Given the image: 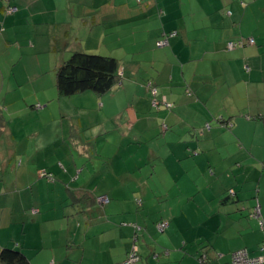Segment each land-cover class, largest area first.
Listing matches in <instances>:
<instances>
[{"label":"crops","instance_id":"1","mask_svg":"<svg viewBox=\"0 0 264 264\" xmlns=\"http://www.w3.org/2000/svg\"><path fill=\"white\" fill-rule=\"evenodd\" d=\"M61 1L0 0V25L6 27L3 36L7 28L21 25L38 27L33 29L34 37L25 34L27 39H22L25 47L15 51L21 61L35 57V65L31 69L24 68L23 72L27 83L35 81L28 85L30 90H26L25 101L16 103L15 107L20 105L17 112L12 109L15 102H8V105L4 102V106H0V109H5L0 110V141L5 136L14 140L29 136L40 138L32 148L22 144L8 153L10 157H23L21 165L11 166L16 173L14 183L9 186L4 183L0 192L4 195L8 190L10 194L21 196L23 206L9 215V222L13 223L16 218L22 225L24 241L14 240V247L21 250L32 264H124L134 248H137L140 257L137 264H201L200 259L204 257L203 264H232L233 255L241 250H246L251 257L261 255L264 233L253 213L259 205L264 220V127L256 119L264 115V0ZM9 7L17 8V12L8 14ZM3 17L6 19L2 22ZM246 22H249L247 28ZM228 26L234 27L233 32L224 30ZM55 29L58 31L55 32ZM171 32H176V36L169 39V46L161 47V41ZM7 33L9 38L12 37L11 32ZM231 36L238 42L253 38L255 46L244 49L245 54L242 55L240 52L224 51L221 45L231 43ZM59 38L66 44L62 56L58 57L61 62L50 55L53 43L58 45ZM72 43L71 50L75 47L77 52L113 57L120 66L121 62L131 58L143 60L148 63L145 77H150L152 82L146 87L141 85L139 81L143 78H138L142 68L136 62L132 63L129 75L126 69L121 68V81L108 93L97 95L102 101L98 105L100 108H96L98 99L92 103L93 110L101 115L103 121L97 125L92 123L93 120L86 123L80 116L84 108L73 105L79 100L72 102L69 97H61L54 84L46 85L42 80L44 75L49 71L56 72L67 60L66 52ZM54 50L60 53V46ZM41 55L46 56L44 63ZM10 57H14V53H10ZM14 77L17 82V77ZM156 85L172 92L171 97L181 102H170L164 95L159 108L164 102H167L166 106L163 110L157 108L158 104L150 101V95L144 93L142 96L141 93L144 88L146 92L156 89L154 95L157 96ZM0 86L2 92L6 87H12ZM30 98L44 110L57 104L56 110L61 117L60 133L57 130L52 137H48L41 128H35L16 134L20 129H27L29 122L14 118L9 120L7 117L24 115L32 107L26 101ZM226 102L231 109L235 105L236 111L215 112L217 105ZM72 107L74 110L71 113ZM143 107H148V110H142ZM32 113L40 115L41 112L32 109ZM223 113H235L240 116L237 118L239 121L232 123L224 117L212 121L216 115ZM245 114H248L246 119L243 118ZM179 127L184 131L182 136L177 130ZM136 129L134 138H130L127 134ZM149 130L155 135L147 136ZM188 131L187 139L185 135ZM144 137L158 143L162 139V143L156 147H142ZM224 137L231 138L229 146L233 149L228 147L227 150L232 153L234 163L219 169L220 164L214 163L212 157L220 155L222 149L218 148L217 142ZM129 139L140 146V155L137 149L128 147L132 146L131 142H127ZM55 143L64 146L51 150L50 146ZM35 150L36 153L32 154ZM113 155L121 159L129 158V162L132 156L140 158L135 165L116 166L111 165L108 158ZM149 156L153 160L156 157L166 158L163 160L166 166L153 162L149 166ZM34 157H43L39 158L37 169L32 168ZM188 157H196L192 162L199 166L201 176L205 183H209L210 189L219 186L211 197L206 196L204 202L190 192L191 186L200 187L202 179L199 175L194 178L188 175L190 169L183 165ZM198 157H205L204 163H200ZM170 159L179 163L170 162ZM208 169L210 175L207 174ZM228 169H231L236 186L232 183L230 190L234 191V195L225 199L222 196L224 177L219 170L223 174L225 170L229 172ZM260 169L261 174L257 178ZM44 171L50 173L52 180L46 179L54 182L53 185L40 180L45 178L41 176ZM44 183L53 187L59 198L63 187L68 191L78 190L75 194L87 202V209L82 208L86 228L81 231L79 224L75 227L73 220L65 227L62 215L56 218L54 224L56 230H63L62 233L55 231L52 237H43V230L47 227L43 224L45 217L53 219L54 216L41 214L45 208H48L46 211L57 208L56 205H49L55 202V195L48 194V205L44 206V200L33 192L31 199L22 197L20 187L27 191V188L37 186L38 196L42 197ZM80 183L82 185L78 188ZM239 186H242V192H256L255 200L242 196L237 190ZM150 187L158 190L149 191ZM121 188L140 189L141 192L140 196H136L135 190L128 195L133 204V199H138L136 209L121 208L119 214H115L108 208L119 202L114 192ZM100 196L108 197L109 203L103 205L94 200ZM150 203L156 205L154 225L158 224L155 233L159 236L164 232L167 238L160 235L156 241L159 247H140L147 233L137 226H141L140 219H144L145 213H151ZM143 206L145 210L140 211ZM225 206H231V209H225ZM30 207L37 212L34 214ZM97 218L101 220L102 232L91 236ZM56 223H59L57 228ZM161 223L166 225L162 232L158 230ZM50 226L53 227V223ZM146 231H153V227L147 225ZM81 233L83 236H80ZM214 233L216 237L213 238ZM162 240L165 246L159 244ZM193 243L200 247H194ZM22 247H31L33 251Z\"/></svg>","mask_w":264,"mask_h":264},{"label":"rangeland","instance_id":"2","mask_svg":"<svg viewBox=\"0 0 264 264\" xmlns=\"http://www.w3.org/2000/svg\"><path fill=\"white\" fill-rule=\"evenodd\" d=\"M66 1H69V0H62L61 3L66 2ZM85 1L87 2V0H85ZM70 2L73 3V2H75V0H70ZM57 4H58V2H57ZM4 14L5 13H3L2 16H4ZM5 19L6 18L3 17L2 22ZM2 24H4V23H2ZM248 26H249V22H246L245 27L247 28ZM5 28L6 27L0 25V85H6V86L11 85L12 87L11 88L6 87V89H3L4 92H2V90H1L2 87L0 86V90H1L0 91V106H4L3 105L4 102H7L6 105H8V102H10V103L15 102L14 104H12L15 107L16 103L19 102L21 104L23 101H25L23 98H24V96L28 95V92H26V90L27 91L30 90V87L28 85L33 84L35 81L33 79L32 81H30L28 83L26 82L27 80L25 78V75L23 74L24 68L28 67V69H31V67L33 65H35V62H36V59H33V58H35L34 56H31V57L27 58V60H24V61L18 60V53L15 51L16 50L20 51L21 49H23L25 47L24 41H22L23 38H26L25 34L27 36L30 35V36L34 37L33 29H37L38 27L37 26H34V27L30 26L29 27L30 30L25 25H21L19 27H14V28H7L6 32L3 36V30ZM233 28L234 27L228 26L224 30L233 32V30H232ZM56 30L58 31V29H55V32H57ZM7 32H11L12 37L9 38V36H8L9 34ZM29 32H30V34H29ZM67 40H70L71 42L73 41L72 38L67 39ZM235 40L236 39L231 36L232 42L228 43V44H225V43L222 44L221 48L224 51L226 50V51L233 52V53L240 52L241 53L240 55H242V54H245L244 49H248V48L255 46V43H251V39L248 38V39H246V41H243L241 39L242 41H240L241 42L240 45L235 47V48H232L230 46L231 44L239 43L238 42L239 40L238 41H235ZM57 46H60V53H57V51L54 50V48H56ZM65 46H66V44L62 41V38H59L58 45H56L55 42L53 43L52 52L50 53L51 57H53L55 60L57 58L61 62V60L58 57L62 56V51L64 50ZM72 46H74L73 43L70 45L69 49L66 52L67 59L70 55L77 52L74 49L75 47L71 50ZM78 52H82V51H78ZM10 53H12V54L14 53V57L11 58ZM40 58H41V61H43V63H44L46 56L41 55ZM119 58H120V56H119ZM55 60H53V62H55ZM133 62L134 63L136 62V64H139L140 67L142 68L141 73H140V77L138 78V80H140L142 78L143 79L139 82L141 83V85L143 87H146V85L148 86L149 82H152V79L150 77H145V74H144L145 73L144 70L147 67L148 63L144 62L143 60H139L138 58L135 60H133L131 58V59H128L127 62H124V63L121 62V68H123V70L126 69V73H127V75H129L130 68H131V65ZM12 73H16V74H12ZM14 75L18 79L17 82H16V78L14 77ZM42 80H43V83H46V85L54 84L56 91L58 93L57 84H56V72L49 71L47 75H44V78ZM13 84H15V85H13ZM218 84H219V81H218ZM156 87L158 89L157 96L154 95L153 90H148V92H146L145 88L143 89V91L141 93H142V96L144 95V93H147V95H150V97H149L150 101H152L153 103H156V105L158 104L157 106L155 105L157 108H159V105H160L164 95L168 97V101H170V102L175 103V101H176L177 104H179L181 102V101H178L179 100L178 98L173 99L171 97L170 94L172 92L166 91L165 89H163L159 85H156ZM130 92H131L130 94L133 96L131 90H130ZM69 98L71 99L72 102L79 100L78 103H74L73 105L76 107L84 108V109H82L83 112L80 111V116H81V118H83L84 121L86 120V123L91 122L93 120L92 123L97 125L99 122L103 121V119L101 118V115H99V113L97 111L93 110V108H92V103L97 101V99H98V102H97L96 108H100V107H98V105L102 101H101V99L98 98L97 94H94L92 92H86L83 94L71 96ZM133 98L136 100L135 97H130V99H133ZM31 100H32V98L26 99V101H28L32 107H29V110H26V113L24 115H14L12 117H7L9 120H12L14 118L17 121H28L29 122V124L27 125V129L26 128L22 129V130L20 129L19 131H16V134L28 131L29 129H35V128H41L42 133L48 135V137H52V135L54 133H56L57 130H59L58 132L60 133L61 132V127H60L61 117L56 110L57 104H53L52 107H49V108L44 110V108H41V109L39 108L37 101L34 102V100L33 101H31ZM164 104H165V102L163 103V106L165 107L166 104L165 105ZM221 104L222 105H217V107L214 108L215 112L227 111L230 113V112L236 111V109H237V107L235 105L231 109V105H229V102H226L225 104H223V103H221ZM12 105H10V106H12ZM163 106L161 105L160 106L161 108H159V109L163 110ZM19 108H20V105H17V107L12 108V109L15 113L19 110ZM32 109L34 110V112H37V113L41 112L40 115L32 113ZM0 110L3 111L5 109L1 108ZM73 110L74 109L72 107L71 113L73 112ZM142 110L147 111L148 107H143ZM233 114L226 115L225 113H223L221 115H216L214 117L215 119L212 121H216V119H219L220 117H224L226 121L232 120V123L233 122L236 123V121H239L237 118L240 116L235 114V113H233ZM88 115L92 116L93 119L87 118ZM247 115L248 114H245L243 116V118L246 119ZM68 120L70 121L69 118H68ZM181 129H182V127H179L177 130H178V132H181V136H182L184 131H182ZM169 130H171V129H169ZM137 131H138L137 129L133 132L129 131V133L127 135L130 136V138H134V135ZM227 131L229 132V130H227ZM178 134L179 133H177V135ZM189 134H190V132L188 131V133L185 135V138L188 139ZM149 135L151 137V136L155 135V132L153 134V132L149 130V133L147 136H149ZM192 135H195V134H192ZM116 136H115V138H116ZM150 137H144V139L142 140V147H145L146 145H148V147H156L158 144L162 143V139H160L161 142H159V143L157 141H154V142L148 141V139ZM198 137L200 138V133L198 134ZM219 137L220 136L218 135V138ZM199 138H197V139H199ZM39 140H40V138H35L34 136L25 137L23 139L16 138V140H14L12 138H7L5 136L4 139H2L0 141V192L3 191L4 183H5V185L7 184V186L12 185L14 183L16 173L13 169H11V166H13V165L18 166V164L21 165V163L23 161V157L21 155L10 157L8 155L9 150H14L16 147L22 146V144H24L26 147L32 148L36 142L39 143ZM127 142H131L132 146L128 145V147H132V150L137 149V151H138L140 149V146L135 144V142L132 141L131 139L127 140ZM230 142H231L230 137H224L223 140H219L217 142L218 148L222 149V150L220 151V155H215L212 158H213L214 163L220 164L218 166L219 169H225L228 166H232L234 163V157H232L230 155L232 153L228 152V150H227L228 147L230 149H233L231 146H229ZM150 144H153V146ZM63 146H64V144L58 145V143H55L52 146H50V149L54 150L55 147L60 148ZM207 146H208V143H207ZM33 153H36V150L34 152H32V154ZM4 154H6V156ZM137 154H139V151L137 152ZM10 158H11V162L9 163ZM39 158L42 159L43 157H39ZM39 158H35V160L33 161L32 168L37 169V167L39 166ZM108 158L111 162V165L115 164L116 166H118V164L122 165V164H127V163H129L130 165H135L139 161L140 157L139 156H132V157H130V159H132V161H130V162H129V158L121 159L120 156H117V155L109 156ZM188 158H189V160H185L183 162V165L188 166L190 169L188 175L192 176L193 178L195 176L199 175V178L202 179L201 183H199L200 187L194 188L191 186L190 192L194 196L197 194L196 196L198 197V200L201 202H204V200L207 199V197L209 198L214 194L215 190L219 189V186H217V187L214 186L215 188L213 190L210 189L209 183H207V182L205 183V180L201 176V172L198 169L199 166L196 167L194 165V163L192 162L193 161L192 159H194L196 157H188ZM198 158H199L200 163H204L205 157H198ZM151 160H153V159H151L150 156L147 157V161H149V166H151L150 164L152 162L157 163L159 166H166L165 165L166 161H163V160H166V158L160 159L159 157H156V158H154L153 161H151ZM169 161L179 163V161H174L173 159L172 160L170 159ZM212 168L214 171L216 170L214 165H212ZM231 169H228L229 172L227 170L223 171V174H222V171L219 170L221 175L224 177L223 183H222V194H223L222 196L225 199L227 197H230V198L233 197V195L230 192L231 191L230 186H232V183L234 184V186H236L235 185V179L231 173ZM208 171H209V169L207 170V174L210 175ZM260 174H261V169L259 171L257 178H259ZM36 175H37V172H36ZM52 176L54 178H56L55 175H52ZM251 176H253L252 172H251ZM37 178H38V175H37ZM40 180H44L48 184L50 183L49 185H53V183H54V182H49L46 178H43ZM57 180H58V178H57ZM81 183L78 184V188L82 185ZM20 185L23 186L22 184H20ZM248 189H250V188H248ZM257 189H258V186L256 185V190ZM41 190L43 192L42 197L38 196L37 186H35L33 188L32 187L27 188V191L23 190V187H20V193H21V191L23 192L21 194L22 197H24V198L28 197L29 199H31L30 196H32V192H33V193L37 194V197H40L44 200V201H42L44 206L48 205V201H47L48 199L46 200L47 195L48 194H50L51 196L55 195V200H54L55 202H53L52 204H49V205H51V206L56 205L57 208L51 209L49 211H46L48 208L47 209L45 208V209H43L42 214H41V215H44L46 213H50L51 215L54 216L53 219L51 218V216H46L45 217L46 221H44V223L42 222L44 224V226L47 225V227L45 226V229L43 230L45 233L44 234L45 236H43V237L48 239V238L52 237V235L54 233L56 234L57 231H59V233L60 232L62 233L63 230H56L55 225H54L55 222L57 221L56 218L60 217L62 215L64 216L63 218L65 220V224H64L65 227H66L68 222L73 220L75 227L79 224L78 228L81 231H82V228H86L85 227L86 222L84 220V216H83L84 214L82 212V208L87 209V204H86L87 202L84 200V198H82V196H77L75 194L78 190L68 191L66 189V187H63V189H61L62 190L61 198H59L57 196V194L55 193L56 191L53 189V187L46 186L45 183H44V187H42ZM134 190L137 191L136 196H140V192H141L140 189L136 190L134 188L133 189L121 188V189H118L117 191H115L114 195L118 196L117 199L119 200V202H115L112 205V207H109L108 209L115 214H119L121 208L130 209L132 207H135V209H136V205H138L136 203V201L138 199L137 200L133 199V201H134V204H133L128 198L129 193L131 191H134ZM148 190L156 192L158 189L150 187V188H148ZM237 190L239 191V193L241 192V195L244 196L246 199L250 198L251 201L255 200L254 198L257 197L256 192H254V191L242 192V186L237 187ZM56 196H57V198H56ZM75 196H77V197H75ZM20 197H21L20 194L19 195L18 194H10V193H8V190H6V194L0 195V252L3 248H11V249L15 248L14 245L16 243H14V240L16 242L24 241V238L21 235L22 225L20 224V221L16 220V218H15L13 223L9 222V215L12 214V211L16 208L18 209L20 206H23L22 202L20 200ZM37 197L35 196L34 198L37 199ZM262 197L264 198V181L262 183ZM121 198H122V201H121ZM140 204H142V203H140ZM155 206L156 205L150 203L151 213H145L144 219H140V221L142 223L141 226H139V225L137 226L139 228L142 227L143 232L147 233L146 240L144 241L143 245H141L140 247H143V246L144 247H146V246H148V247H159V246H157L156 241L158 242V240L160 239V235H164V232L160 233L159 236L155 233V230L157 229V224H158L157 223L154 225V223L156 222V214L154 213ZM30 208H33L31 211H33L35 209L34 207H30ZM30 208H29V210H30ZM226 208L231 209V206H225V209ZM144 210H145V207L143 206L140 211H144ZM65 213L67 215H65ZM120 218H122V217H120ZM120 218L118 219V221L120 220ZM118 221H116L113 224H116ZM104 222H105V220L103 221V223ZM52 223H53V227L50 226ZM118 224L120 226H123L122 223H118ZM57 225H59V223H56V228H57ZM147 225L149 227L150 226L153 227V231H146ZM193 229H195V227H193ZM36 231H38V229H36ZM100 232H102V223H101V220H99V218H97L94 221L93 234L91 236H93L94 234L96 235ZM160 232H162V231H160ZM192 233H194V232H192ZM80 236H83V234L81 233ZM164 237L167 238L166 235H164ZM212 237L213 238L216 237V233H214V235ZM168 241L170 244H172L171 240L168 239ZM99 244H100V242L98 241L97 247H99ZM159 244H164L163 240L160 241ZM193 245H194V247H200L199 245H197L195 243H193ZM67 246L72 247V245L70 243H67ZM164 246H165V244H164ZM22 248L25 250H30L31 252L33 251L30 249L31 247H22ZM103 261L108 262L105 258H103ZM64 264H70V263L64 262Z\"/></svg>","mask_w":264,"mask_h":264},{"label":"trees","instance_id":"3","mask_svg":"<svg viewBox=\"0 0 264 264\" xmlns=\"http://www.w3.org/2000/svg\"><path fill=\"white\" fill-rule=\"evenodd\" d=\"M120 69V63L116 58L86 52H75L56 70L58 93L61 97H71L86 92L104 95L121 81ZM149 88L151 89L152 87L149 86ZM256 119L264 127V115L256 117ZM45 178L52 180L50 173L47 172ZM230 192L234 195L233 191ZM98 198H94V200H98ZM0 264L32 263L21 250L3 248L0 252Z\"/></svg>","mask_w":264,"mask_h":264},{"label":"built area","instance_id":"4","mask_svg":"<svg viewBox=\"0 0 264 264\" xmlns=\"http://www.w3.org/2000/svg\"><path fill=\"white\" fill-rule=\"evenodd\" d=\"M6 2H9V0H4ZM17 10V8H14V7H9L7 9L8 11V14H13L15 13ZM176 36V32H172L170 34H167L165 35V38L161 41L160 43V46L161 47H167L169 46V39ZM251 39V43H255L254 39L253 38H250ZM241 42L239 43H233L231 44L230 46L232 48H235L237 46L240 45ZM157 91L154 90V93H156ZM167 107L169 108L170 105H167ZM42 177H45L46 176V172H42L41 174ZM52 178V177H51ZM98 202L101 203V204H107L109 202V198L106 197V196H102L100 198H98ZM33 213H36L37 211L33 210L32 211ZM254 217L258 218L259 219V223H260V227H261V230L263 231L264 233V220L261 218V208L260 206L258 205L255 209H254ZM165 224L164 223H161L158 225V230L159 231H164L165 229ZM261 255L259 256H256V257H251L246 250H241V251H238L236 252L233 257H232V264H264V241L262 243V246H261ZM139 255H138V250L137 248H134L133 251L131 252L127 262H125L124 264H136L138 261H139ZM200 263L203 264L205 263V257L204 258H201L200 259Z\"/></svg>","mask_w":264,"mask_h":264},{"label":"clouds","instance_id":"5","mask_svg":"<svg viewBox=\"0 0 264 264\" xmlns=\"http://www.w3.org/2000/svg\"><path fill=\"white\" fill-rule=\"evenodd\" d=\"M97 201H98V200H97ZM100 204H101V203H100ZM136 247H137V246H136ZM139 258H140V257H139ZM139 260H140V259H139ZM138 262H139V261H138ZM138 262H137V263H138ZM137 263H136V264H137Z\"/></svg>","mask_w":264,"mask_h":264}]
</instances>
